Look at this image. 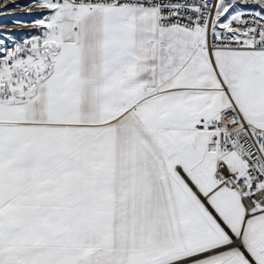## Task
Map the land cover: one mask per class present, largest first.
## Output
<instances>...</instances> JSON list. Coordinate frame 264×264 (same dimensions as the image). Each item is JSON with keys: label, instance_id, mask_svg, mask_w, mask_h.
<instances>
[{"label": "snow or ice", "instance_id": "snow-or-ice-1", "mask_svg": "<svg viewBox=\"0 0 264 264\" xmlns=\"http://www.w3.org/2000/svg\"><path fill=\"white\" fill-rule=\"evenodd\" d=\"M11 4L0 264H264V0Z\"/></svg>", "mask_w": 264, "mask_h": 264}, {"label": "rangeland", "instance_id": "rangeland-1", "mask_svg": "<svg viewBox=\"0 0 264 264\" xmlns=\"http://www.w3.org/2000/svg\"><path fill=\"white\" fill-rule=\"evenodd\" d=\"M19 3H27L29 0H18ZM7 4L9 8L12 7L11 0H2L0 2V24L4 25H10V22L14 18H20V19H25V20H31L32 17L24 15V10L22 9H15L14 13H6L3 11L4 5ZM18 34V33H14Z\"/></svg>", "mask_w": 264, "mask_h": 264}]
</instances>
